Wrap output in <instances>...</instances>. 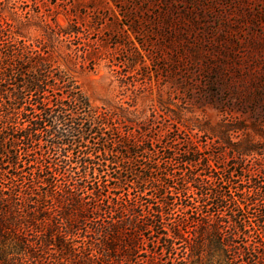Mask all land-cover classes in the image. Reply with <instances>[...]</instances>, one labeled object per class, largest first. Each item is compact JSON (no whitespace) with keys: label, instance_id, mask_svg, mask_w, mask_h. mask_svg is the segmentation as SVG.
<instances>
[{"label":"trees","instance_id":"obj_1","mask_svg":"<svg viewBox=\"0 0 264 264\" xmlns=\"http://www.w3.org/2000/svg\"><path fill=\"white\" fill-rule=\"evenodd\" d=\"M55 64L44 46L0 24V264H163L176 240L187 245L184 264H237L246 252L264 264V235L256 246H235L264 229L262 180L245 188L238 170L217 169L226 175L217 184L191 152L160 158L134 144L142 156L132 153ZM177 201L184 217L174 213ZM227 212L234 233L222 228ZM148 235L169 244L159 252Z\"/></svg>","mask_w":264,"mask_h":264},{"label":"rangeland","instance_id":"obj_2","mask_svg":"<svg viewBox=\"0 0 264 264\" xmlns=\"http://www.w3.org/2000/svg\"><path fill=\"white\" fill-rule=\"evenodd\" d=\"M0 24L44 46L132 153L142 156L134 144L160 158L191 152L217 184L226 176L217 169L238 170L245 188L255 177L264 183V0H0ZM179 204L174 213L181 218ZM253 213L245 215L248 223L256 222ZM222 228L235 232L227 223ZM248 232L236 247L256 246L264 235L257 226ZM148 239L159 252L169 244ZM190 258L176 240L162 263ZM256 261L250 252L235 256L237 264Z\"/></svg>","mask_w":264,"mask_h":264}]
</instances>
